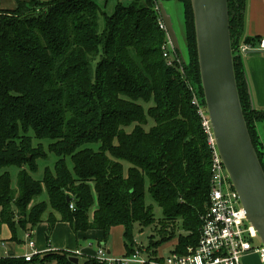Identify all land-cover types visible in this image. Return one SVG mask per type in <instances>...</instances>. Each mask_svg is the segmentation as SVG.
Returning <instances> with one entry per match:
<instances>
[{"label":"trees","instance_id":"obj_1","mask_svg":"<svg viewBox=\"0 0 264 264\" xmlns=\"http://www.w3.org/2000/svg\"><path fill=\"white\" fill-rule=\"evenodd\" d=\"M131 1L117 2L111 15L92 0H29L0 10V169H18L16 187L7 170L0 173V226L10 241L22 244L18 228L25 233L45 222L49 245L54 225L64 222L76 235L99 231L96 246L122 226L125 254L145 227L148 254L172 239L178 253L196 244L212 150L192 102L202 91L190 0H173L182 7L186 62L177 50L163 56L155 8L170 0ZM227 3L238 93L264 170V109L251 105L240 51L254 42L244 36L246 0ZM33 138L48 140L47 151ZM47 153L56 160L34 178ZM43 192L46 199L36 200ZM70 256L78 257L47 250L29 260L0 257V264H74Z\"/></svg>","mask_w":264,"mask_h":264},{"label":"water","instance_id":"obj_2","mask_svg":"<svg viewBox=\"0 0 264 264\" xmlns=\"http://www.w3.org/2000/svg\"><path fill=\"white\" fill-rule=\"evenodd\" d=\"M164 2H158L159 15L173 48L186 62V44L181 48ZM190 4L202 91V97L197 99L230 185L245 211L253 242L264 250V170L253 146L238 93L228 3L227 0H190ZM254 51L248 49L244 54ZM69 260L74 264L79 262L75 256H70Z\"/></svg>","mask_w":264,"mask_h":264},{"label":"built area","instance_id":"obj_3","mask_svg":"<svg viewBox=\"0 0 264 264\" xmlns=\"http://www.w3.org/2000/svg\"><path fill=\"white\" fill-rule=\"evenodd\" d=\"M158 25L165 32L166 37V42L162 46L163 56L170 58L174 56L175 49L160 15ZM259 44L260 48L264 49V39H261ZM246 50V46H240L242 53ZM170 63L171 59L168 61V64ZM192 102L198 105L197 111L202 118V125L208 134V143L212 150L208 205L201 216V227L196 244L189 246L185 253L171 250L167 255L159 253L158 249L155 254H148L143 246H136L132 252L120 257L111 255L104 246H97L95 251L89 254L77 249L69 252L76 256L86 255V258H93L103 264H244L243 258L250 254H258L264 264V250L253 242V234L245 219V211L230 185L228 175L216 152L208 121L195 96ZM70 207L72 208V204ZM24 237L27 246L31 249L30 252L21 255L25 260L42 253L36 250L31 231L25 232Z\"/></svg>","mask_w":264,"mask_h":264},{"label":"crops","instance_id":"obj_4","mask_svg":"<svg viewBox=\"0 0 264 264\" xmlns=\"http://www.w3.org/2000/svg\"><path fill=\"white\" fill-rule=\"evenodd\" d=\"M21 1L29 0H0V10H13L17 7L18 2ZM119 1L125 3L127 0H95V2L106 12L107 15H111L113 13L115 5ZM244 36L254 39L253 44L249 45L250 47L247 48V50L252 49L255 51L249 54L243 53L242 55L243 69L244 74L246 76L248 89L250 92L251 103L253 108L255 109H264V49H261L259 44L260 40L264 39V0H246ZM59 223L60 222H56V224L54 225L49 245L47 244L45 239V231L47 228V224L45 222L39 223V225H44V227H39L38 231L31 230L32 239L35 243V248L38 252H44L48 249L71 250V248H68L65 244H62L63 241L58 242L55 239V232ZM0 228H4L5 230H7L5 239L9 241L11 233L8 227L3 224ZM69 232L70 234H72L76 241L78 238L96 241L101 237V233L97 230H91L84 234L76 235L72 232L69 227ZM42 236L43 239H41ZM23 241V252L18 253L15 249L7 247L5 246V244H3L2 250L5 255L1 256H21L24 253L30 252L31 249H29V247L27 246V241L24 236ZM104 247L110 252V250L107 248V245H105ZM75 248L78 249L77 245ZM81 252H83L84 254H89L93 253L94 251L89 249L82 250ZM249 262L247 264H249Z\"/></svg>","mask_w":264,"mask_h":264},{"label":"rangeland","instance_id":"obj_5","mask_svg":"<svg viewBox=\"0 0 264 264\" xmlns=\"http://www.w3.org/2000/svg\"><path fill=\"white\" fill-rule=\"evenodd\" d=\"M95 2V0H92ZM121 3H123L122 1H119ZM132 1L131 0H127L125 3L123 4H130ZM165 7L167 8L168 12L171 14L172 16V20H173V24H174V28L177 32V35L179 37V43L181 48H185V42H184V36H183V16H182V7L181 4L177 1H165L164 2ZM156 9V8H155ZM103 27V19L102 17L99 18L98 21V28L99 30H101ZM194 98V96H193ZM195 106L198 108V105L195 104ZM148 107V104L145 105V108ZM152 125V121L148 118V122L146 124V127H150ZM258 132L261 136V141L264 142L263 136H264V127L262 124L258 125ZM48 140H36L33 138V143H41L43 145V148L45 151H47V146H48ZM48 157L46 160H39L38 161V169L36 170V172L32 175L34 178H38L40 179L42 177V173H43V169L45 166H50L52 167L54 161L56 160L55 155H53L52 153H47ZM67 164L69 166V168L71 169L72 167V163L70 160H67ZM4 170H7L10 175H11V184L13 187H16V182H17V172L18 169L14 166L8 167V168H2L0 169V173L3 172ZM145 198H146V202L147 203H151L154 206V214H155V218L158 219L161 217V209L150 199V196L147 192V183L145 184ZM41 199H46V193L43 192V194L39 197H37L36 200H41ZM1 227V226H0ZM39 227H44V225H37L33 230L34 231H38ZM122 231L123 228L122 226H115L110 230L109 233V237L107 240V248L110 250L111 255L115 256V257H120L122 255H124L126 253V250L124 249L123 246V239H122ZM6 234H7V230H5L4 228H0V257H3L1 255H5L3 250H2V246L3 244H5V246L13 248L16 250V252H23V246L22 244H19L15 241H7L6 238ZM135 234L137 235V232H135ZM151 234V228L150 227H145L144 230L142 231V234L139 235H135V240H136V246H143L144 248L149 247V240H148V236ZM16 236L19 239H23L24 236V232L22 229L18 228L16 231ZM41 239H43V236L41 237ZM55 239L58 242L63 241L62 244H65L66 247L71 248V250H75L76 245L78 247L77 250H92L95 251V249L97 248L96 244L94 241L92 240H86V239H81L78 238L77 241L74 239V237L72 236V234H70L69 232V227L66 223H62L60 222L58 227L56 228V232H55ZM175 246V239H172L169 242L163 243L161 244L159 247H157V249L159 250V253L163 254V255H167L168 253L171 252V250L173 251ZM82 249V250H81ZM66 251H68V253H70L71 255H73L71 252H69L68 249H66ZM86 258V255H79L78 259H79V263L78 264H82L83 260ZM250 261V262H249ZM249 262V264H263L260 259H259V255L256 254H251L248 255L246 257L243 258V263L247 264Z\"/></svg>","mask_w":264,"mask_h":264}]
</instances>
